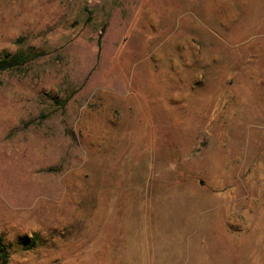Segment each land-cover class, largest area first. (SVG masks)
<instances>
[{
    "label": "rangeland",
    "instance_id": "rangeland-1",
    "mask_svg": "<svg viewBox=\"0 0 264 264\" xmlns=\"http://www.w3.org/2000/svg\"><path fill=\"white\" fill-rule=\"evenodd\" d=\"M7 264H264V0H0Z\"/></svg>",
    "mask_w": 264,
    "mask_h": 264
},
{
    "label": "trees",
    "instance_id": "trees-1",
    "mask_svg": "<svg viewBox=\"0 0 264 264\" xmlns=\"http://www.w3.org/2000/svg\"><path fill=\"white\" fill-rule=\"evenodd\" d=\"M34 54H23L16 53L9 59L0 61V71L9 70L21 67L23 64L27 63L29 60L34 58ZM10 257V250L8 246L4 243L3 239L0 237V264H7Z\"/></svg>",
    "mask_w": 264,
    "mask_h": 264
}]
</instances>
